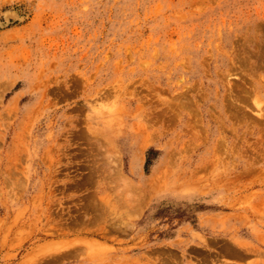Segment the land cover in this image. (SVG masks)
<instances>
[{"label": "rangeland", "instance_id": "1", "mask_svg": "<svg viewBox=\"0 0 264 264\" xmlns=\"http://www.w3.org/2000/svg\"><path fill=\"white\" fill-rule=\"evenodd\" d=\"M0 264H264V0H0Z\"/></svg>", "mask_w": 264, "mask_h": 264}, {"label": "clouds", "instance_id": "2", "mask_svg": "<svg viewBox=\"0 0 264 264\" xmlns=\"http://www.w3.org/2000/svg\"><path fill=\"white\" fill-rule=\"evenodd\" d=\"M116 106V102L113 101H101L96 105H92L89 107V115L99 114L101 111H108L114 109Z\"/></svg>", "mask_w": 264, "mask_h": 264}, {"label": "bare ground", "instance_id": "3", "mask_svg": "<svg viewBox=\"0 0 264 264\" xmlns=\"http://www.w3.org/2000/svg\"><path fill=\"white\" fill-rule=\"evenodd\" d=\"M7 13V12H6Z\"/></svg>", "mask_w": 264, "mask_h": 264}]
</instances>
